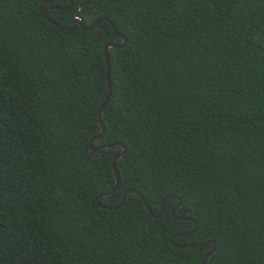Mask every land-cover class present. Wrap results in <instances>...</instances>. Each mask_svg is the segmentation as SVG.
Here are the masks:
<instances>
[{
  "label": "trees",
  "instance_id": "obj_1",
  "mask_svg": "<svg viewBox=\"0 0 264 264\" xmlns=\"http://www.w3.org/2000/svg\"><path fill=\"white\" fill-rule=\"evenodd\" d=\"M54 6L64 31L99 23L65 34ZM213 243L204 264H264V0H0V264H201Z\"/></svg>",
  "mask_w": 264,
  "mask_h": 264
},
{
  "label": "water",
  "instance_id": "obj_2",
  "mask_svg": "<svg viewBox=\"0 0 264 264\" xmlns=\"http://www.w3.org/2000/svg\"><path fill=\"white\" fill-rule=\"evenodd\" d=\"M71 7H72V4H71V2H70V5L68 6V8H71ZM53 9H59V7L54 6V7H49V8H47V9H45V10L43 11L44 17H45V19H46L49 23L55 25V26H56L61 32L65 33V34H70L71 32H73V31L75 30V24H78L79 27L82 28V29L85 30V31H91V30H92V29H93V28L99 23V20H98V21H96L94 24H92V25H90V26H88V27H84L83 24H82V22H81V20L78 19V18H75V19L72 21V27H71V29L68 30V31H64L63 29H61V28L58 26V24H57L55 21H53V20H51L50 18L47 17V11H49V10H53ZM102 20L109 22L106 18H103ZM109 24L111 25V27H112L113 30L115 31L114 26H113L110 22H109ZM125 43H126V40H125L124 37H122V43H121L120 45L107 44V45H105V47H104V49H103V56H104V60H105V64H106V84H107V88H108V94H107V97H106L105 101L103 102V104H102V106H101V108H100V110H99L98 117H97V123H98V126H99V128H100V133H99L98 137H96V138H94V139L100 138V137L103 135V133H104V126H103V123H102V121H101V117H102V114H103V111H104V107H105V105L107 104V102L109 101V98H110V95H111L110 63H109V58H108V50H109L110 48H113V49H120V48H122V47L125 45ZM94 139H93V140H94ZM93 140L90 141V144L92 143ZM120 147L122 148V152H121L119 155H117V156L113 159V162H112V171H113V174H114V177H115V184H114V188H113L112 191L116 190V188H117V186H118V182H119V176H118V172H117V169H116V161H117V159H121V158H124V157L126 156V150H125V148H124L122 145H120ZM91 149H92V153H96L100 148H98V147H97V148H94V147L91 146ZM130 192H132V190H126V191L124 192L123 197H122V200H121V202H120L118 205H116V206H104V208H107V209H109V210L120 208V207L123 205V203H124V201H125V199H126V195H127L128 193H130ZM107 194H108V193H103V194H101L96 200L98 201V199H99L100 197H103V196H105V195H107ZM138 197L141 199V201L143 202V204H144L146 210L149 212L150 215H152L153 217H159V216H161V215L163 214V207H161V210H160L159 213H156V214H155V213L152 212V210L150 209L149 205L147 204V202H146V200L143 198V196H141L140 194H138ZM180 204H181V202H180V200H179V201H178V207H180ZM188 220H190V219H188ZM192 222H193V230H194V229H195V222H194V221H192ZM193 230H192V232H193ZM172 245H174L175 247H177V248H179V249H186V248L190 247L189 245H176V244L174 243V239L172 240ZM205 247H206V245H204L203 247L194 246L195 249H203V248H205ZM215 249H216V245L213 243V244H212V249H211V250L209 251V253L203 258L201 264H204V261L207 259L208 256L211 255L212 258H213V256H214V252H215Z\"/></svg>",
  "mask_w": 264,
  "mask_h": 264
}]
</instances>
